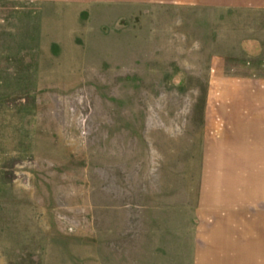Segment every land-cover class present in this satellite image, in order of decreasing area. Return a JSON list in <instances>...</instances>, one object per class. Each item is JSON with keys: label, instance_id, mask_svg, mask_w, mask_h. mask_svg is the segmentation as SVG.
Listing matches in <instances>:
<instances>
[{"label": "rangeland", "instance_id": "374dc122", "mask_svg": "<svg viewBox=\"0 0 264 264\" xmlns=\"http://www.w3.org/2000/svg\"><path fill=\"white\" fill-rule=\"evenodd\" d=\"M261 119L264 0H0V264H264Z\"/></svg>", "mask_w": 264, "mask_h": 264}, {"label": "crops", "instance_id": "0c3cea01", "mask_svg": "<svg viewBox=\"0 0 264 264\" xmlns=\"http://www.w3.org/2000/svg\"><path fill=\"white\" fill-rule=\"evenodd\" d=\"M234 121H235V124L233 125V129L230 132H232L231 136L235 137L238 141H235V144L234 142H230L231 146L238 145L241 143L240 150H242L241 153H244V154L240 155V158L241 157L246 158L247 160H251L252 158H255L256 160L258 158L259 160H261L260 162L262 164H259L260 163L259 161H257L255 165L252 162H247L246 167H240L241 165H239V167H235L234 163L229 161V162H226L227 164H225L224 166L225 168H223L225 169V171L224 170L223 171L226 174L228 173L241 174L243 173V170L245 169L244 173L255 175L256 176V180L254 183L255 191L258 193V198L262 202V204L259 205V207L262 206L261 210H264V119L246 120V121L245 120H234ZM235 149H236V146H235ZM223 183H224L223 192H225L226 197L229 196L230 198V203L228 205V208L231 209L232 205L237 203L236 200H234L235 196L231 195V193L237 190L235 186H233L232 183L229 184L228 181L226 180H224ZM250 186H253V185H250ZM250 186H246V187H250ZM213 205H216V204H213ZM225 206L227 208V204H225ZM236 206L235 208H237ZM229 209L225 210L227 214H229L230 212ZM262 254L264 255V248H263Z\"/></svg>", "mask_w": 264, "mask_h": 264}]
</instances>
